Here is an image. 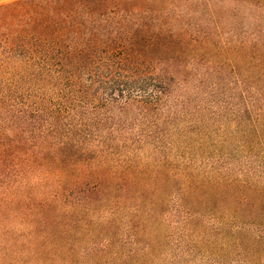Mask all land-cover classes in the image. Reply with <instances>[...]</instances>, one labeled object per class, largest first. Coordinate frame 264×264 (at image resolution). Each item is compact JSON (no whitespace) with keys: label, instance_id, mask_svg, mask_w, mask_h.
Listing matches in <instances>:
<instances>
[{"label":"trees","instance_id":"1","mask_svg":"<svg viewBox=\"0 0 264 264\" xmlns=\"http://www.w3.org/2000/svg\"><path fill=\"white\" fill-rule=\"evenodd\" d=\"M0 264H264V0H0Z\"/></svg>","mask_w":264,"mask_h":264}]
</instances>
